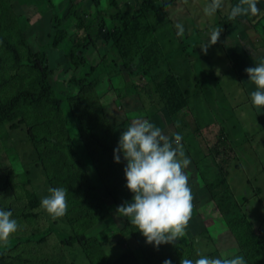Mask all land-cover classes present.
<instances>
[{"label": "rangeland", "instance_id": "1", "mask_svg": "<svg viewBox=\"0 0 264 264\" xmlns=\"http://www.w3.org/2000/svg\"><path fill=\"white\" fill-rule=\"evenodd\" d=\"M142 1L115 0L113 6L110 0L98 5L93 0H0V99L7 102L19 91L38 90V70L19 61L36 55L39 46L48 42L53 18L50 4L62 25L48 63V76L59 93L58 87L67 88L68 80L79 77L81 68L87 66L82 56L104 66L117 59L113 42L106 39L112 22L105 12L132 13ZM154 1L156 10L144 20L151 27V40H157L167 54L169 67L150 75L141 57L129 67L118 61L98 77L90 91L69 90L73 102H67L64 95L62 106H44L46 111L20 101L12 121L0 124V208L11 209L19 225L0 242V264H162L165 259L179 264L180 258L174 262L161 256L168 254V242L157 246L162 253L152 254L151 260L148 252L136 253L140 250L131 236L134 232L123 235L127 225L136 229L130 218L116 213V206L132 196L124 185L123 158L115 164L105 160L101 180L95 170L99 165L80 159L81 132L89 121L98 136L114 147L123 128L137 118L159 126L169 139L180 133L190 160L184 170L191 203L199 213L188 219L183 235L172 242L193 243L198 253L188 259L235 254L246 264L249 256L264 261V255L239 247L229 228L230 219L244 215L255 236L247 233L241 238L259 240L257 248H264V105L251 104L255 85L244 72L264 60V0H257L258 14L234 19L228 12L237 0H222V7L211 16L203 12L207 0ZM177 22L185 29L181 36L176 35ZM224 22L225 26H216ZM216 28H220L216 42L203 50ZM89 34L92 44L83 55L81 46ZM168 69L186 99L185 107L175 115L168 113L165 99L157 92ZM86 96H90V115L97 109L99 125H93L87 113L79 121V113L68 112L71 107L80 111L77 104L84 105ZM46 137L52 143L49 148L40 141ZM68 141L75 149L65 158ZM108 151L111 156L113 150ZM49 187L68 190L62 216L53 217L39 207ZM31 200H38L36 207L30 205ZM100 218L106 220L89 227ZM58 231L84 236L87 246L63 244Z\"/></svg>", "mask_w": 264, "mask_h": 264}, {"label": "clouds", "instance_id": "2", "mask_svg": "<svg viewBox=\"0 0 264 264\" xmlns=\"http://www.w3.org/2000/svg\"><path fill=\"white\" fill-rule=\"evenodd\" d=\"M222 7V0H207L203 12L213 15ZM260 12L257 0H237L231 6L228 16L234 19L240 15H256ZM176 35H183L182 23L174 25ZM220 28L210 33V41L202 47L215 43ZM248 81L255 85L250 92V102L258 108L264 105V60L244 69ZM180 133L172 138L165 136L162 129L147 119H134L120 133L113 148V161H125L124 185L132 196L116 206V213L130 218V223L145 238L146 243L158 246L172 242L182 236L192 209V193L189 177L184 170L190 160L185 154ZM174 145V146H173ZM64 187H49L42 196L39 207L53 217L62 216L66 211ZM19 225L11 209L0 208V242H5ZM162 264H171L165 259ZM179 264H246L240 255L210 257L199 255L196 259L183 258Z\"/></svg>", "mask_w": 264, "mask_h": 264}, {"label": "trees", "instance_id": "3", "mask_svg": "<svg viewBox=\"0 0 264 264\" xmlns=\"http://www.w3.org/2000/svg\"><path fill=\"white\" fill-rule=\"evenodd\" d=\"M96 5L100 4L101 0H93ZM111 5L116 6L115 0H110ZM156 1L154 0H143L141 4L139 5L138 9H136L134 12H125L119 9H116V11L112 14H110L108 11L105 12V14L108 15L111 24L112 31L109 32V35L107 36V40H111L113 43V46L115 47V51L118 52V57L116 60L113 59L112 62L107 64L106 66L102 64L93 65L85 56H82V60L85 61L84 68H81L80 70V76L79 77H72L67 82V88L62 87L59 88V93L57 91L54 92V85L51 83V78L49 75V50H55L57 48V37H58V30L62 26L59 23V15L57 12V9L50 4L51 10H52V22H51V28L49 32V39L46 44H42L39 46V49L36 53V55L31 56L29 55L26 60L19 61L20 64H26L30 66L33 69L38 70L40 74L39 78V88L37 91H30V90H23L19 91L15 95L9 98L7 102H3L0 99V124L8 123L12 121V113L14 111V108L16 106V103L23 101L30 104H38L41 107L44 108V106L51 107L53 109H57L62 103H64V100L61 98L65 95V98L67 102H73L75 100L74 96L69 92L72 88L76 87L78 89H85V91H90V89L93 87V84L98 79V77L104 73L107 72V70L112 66L118 65V61H121L126 67H129L137 57H141L142 59V67L144 71L150 75H154L158 69H160L162 66L168 65V58L166 57L167 54L162 51V49L159 46V43L157 40H151L152 39V33H151V27L149 26V23L144 20L145 16L150 13L151 11L156 10ZM220 25L225 26L226 22L224 23H218L216 24L217 27ZM252 30L248 29V33H250ZM247 33V34H248ZM92 36L89 34L85 40L84 43H82L81 51L83 55H85L86 50L89 49L90 45L92 44ZM80 68V67H79ZM174 73L172 70L168 69L165 70V74L162 77V80L157 84V92L160 94V96L165 99V107L169 114L175 115L180 112V110L185 107L186 105V99L183 96V92L178 86L174 85ZM67 92V93H66ZM90 96H86V103L84 105L77 104V109L81 108L80 111L71 110L68 111L69 114H75L79 113L78 118L79 121H81L82 114L86 113L90 115L89 110L90 108ZM62 106V105H61ZM45 109V108H44ZM47 111V109H45ZM96 112L97 109L93 110L94 115H90L91 122L93 125H99L98 118H96ZM84 121V120H82ZM90 121L87 123V126L82 130L81 132V139L83 141L82 146V152L80 153V159L81 161L85 162H92L93 165H99L95 167V170L97 172L98 177L103 179V171L105 169H101V165L103 166L105 160L111 159L110 162H113V153L110 156V152L108 151V148L110 150H113V143L110 144L108 141H103L98 135L99 132H96L93 130V127L89 124ZM106 127V126H105ZM85 130V131H84ZM108 130V128H106ZM33 136V135H32ZM33 139H36V136H33ZM45 142V146L49 148L51 146V142L46 138H40V141ZM39 141V139H37ZM54 146V145H53ZM57 147V146H55ZM75 147L71 144L70 141H68V146L66 148V154L65 158L69 153H72ZM84 153L83 155H81ZM108 153V157L107 156ZM69 157V156H68ZM125 164V161H123ZM115 164V162H113ZM109 168L112 169V166ZM111 169H109L111 171ZM79 176L80 174L77 173ZM38 203V200H31L30 205L33 207H36ZM199 213L198 208L192 205L191 214L190 217H195ZM109 215V214H108ZM110 217V215H109ZM189 217V218H190ZM103 220H106V218H100L98 220H94V223L92 225H89V227L93 228L95 227L98 222H101ZM231 220V219H230ZM229 220V228L232 237L234 236L235 241L237 242L238 246L241 248H244L247 253H254L259 255H264V248H257L256 244H258L259 240H256L255 242L252 241L251 238L242 239V235H246L247 233H250L251 236H255L252 233V227L249 222V220L244 216H239L234 221L230 222ZM90 222V221H89ZM89 222H87L89 224ZM129 225H127L125 228H123V235H130L133 237V241L136 244V247L140 250L138 252L136 250V253L142 256L146 252H148V257L153 259L152 254H161L162 251L158 250L162 247L153 246L151 243H146L145 238L140 234L139 231L135 228H129ZM59 236L62 238V243L67 245H75L76 243H79L80 245H83L84 247L87 246L86 241L87 238L84 239V236H81L79 238L72 237L66 232L58 231ZM181 241L185 243L186 246H183L181 244ZM170 244V250L168 254L163 252L161 256L163 258L165 257H171V259L174 262H178L179 258H187V256L197 254V250L192 242H186L183 240H180L179 242H168ZM125 247L128 246V243H125ZM163 245V244H161ZM133 251V249L128 250ZM213 253V252H212ZM214 256V254H212ZM215 255L214 257H216ZM197 255L194 256L193 259H196ZM155 261V259H154ZM248 264H264V261H255L252 256H249L247 259Z\"/></svg>", "mask_w": 264, "mask_h": 264}]
</instances>
